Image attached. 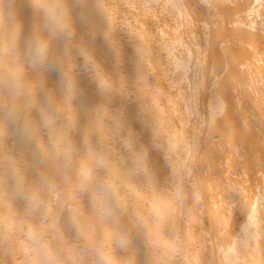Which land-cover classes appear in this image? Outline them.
<instances>
[{
    "label": "bare ground",
    "instance_id": "6f19581e",
    "mask_svg": "<svg viewBox=\"0 0 264 264\" xmlns=\"http://www.w3.org/2000/svg\"><path fill=\"white\" fill-rule=\"evenodd\" d=\"M103 3L110 22L98 29L109 38L90 47L107 91H99L88 74L79 79L85 104L100 120L97 135L114 138L116 158L125 166L133 154L145 158L143 167L131 170L128 185V211L150 226L138 230L135 264H171L180 243L175 240L182 236L192 247L190 264H214L202 251L204 240L210 241L206 232L227 240L218 247V264H264V0ZM25 4L20 0L27 17ZM129 97L136 100L131 104ZM152 138L166 143L157 144L164 162L170 163V153L176 159L177 167L168 168L169 193L145 157L152 154ZM158 161L153 160L155 169L161 171ZM192 209L204 210L208 231L192 226L196 212L186 218ZM186 245L183 251H189Z\"/></svg>",
    "mask_w": 264,
    "mask_h": 264
},
{
    "label": "clouds",
    "instance_id": "9594fccd",
    "mask_svg": "<svg viewBox=\"0 0 264 264\" xmlns=\"http://www.w3.org/2000/svg\"><path fill=\"white\" fill-rule=\"evenodd\" d=\"M24 6L27 17L20 0H0V264H135L138 230L150 226L128 211V185L145 158H116L79 79L107 91L90 45L108 40L98 25L109 10L103 0Z\"/></svg>",
    "mask_w": 264,
    "mask_h": 264
},
{
    "label": "rangeland",
    "instance_id": "374dc122",
    "mask_svg": "<svg viewBox=\"0 0 264 264\" xmlns=\"http://www.w3.org/2000/svg\"><path fill=\"white\" fill-rule=\"evenodd\" d=\"M148 73L151 74L152 72L149 71ZM88 75H89V74H88ZM129 95L132 96V95H133V92H132V93H129ZM132 97H133V96H132ZM132 97H129V98H131V99H129V101H128V102L131 103V104L133 103L132 101H134V99H135V98H132ZM135 100H136V99H135ZM207 123H208V122H207ZM207 123L205 122V125H204V126H206ZM137 128H138V127H137ZM137 128H136V130H137ZM140 129H141V130H140ZM140 129H139V131H144V129H142V128H140ZM139 131H137V132H139ZM144 132H145V131H144ZM144 132H141V133H144ZM137 137H138V140H139V139H140L139 136H137ZM135 138H136V137H135ZM136 139H137V138H136ZM152 139H154V143L157 142V143H155L156 146H154V145H155L154 143H151L149 147H150V150H151L152 154L150 153V154H148V155H146V154H144V155H146V156H145L146 159L148 158V166H149V169H152V170H153V174L155 175L156 180L158 179L157 182H158V184L160 183L159 185H160L161 189H165V191L169 193V189H171V187H172V186H171V181H172V180H171V181L168 180V178L171 177V174H170V172H169L170 169L168 170V168L171 166L170 163H173V164H174L173 166H175V168L177 167L176 164L174 163V161H175L176 159H174L175 156L172 158V153H170L172 150H170V151L168 150V152L171 154V156H169L170 159H171L172 161H173V160H174V161L172 162V161L170 160V163H169V164H168V162H166V161L164 162V161H163V157H162V152H160L161 149H160V150L158 149V146H160V145L162 144L161 141H160L159 139H156V140H159V141H155V138H152ZM143 142H146V140L143 141ZM158 142H160V145L157 146ZM141 143H142V142H141ZM141 143H140V144H141ZM164 143H165V142H163V144H164ZM138 144H139V142L137 143V145H138ZM144 144H145V143H144ZM163 144H162V146H163ZM165 144H166V143H165ZM165 144H164V145H165ZM177 145H179V144H177ZM177 145L175 144V147H176L175 150H176V151L179 149V147H177ZM160 147H161V146H160ZM164 147H166V146H163L162 148H164ZM177 148H178V149H177ZM175 150H174V152H175ZM166 151H167V150H166ZM174 152H173V154H175ZM156 159L159 160L158 162H159V167H160V168L157 167V169H161L162 173H160L161 171L155 169L156 165H154L153 160H155V162H156ZM146 162H147V160H146ZM176 163H177V161H176ZM157 165H158V164H157ZM173 166H172V168H173V170H174L175 168H174ZM167 170H168V172H167ZM168 174H170V175H168ZM182 176H184V175H182ZM188 177H189V176H188ZM186 178H187V177H186ZM189 178H191L192 181L194 180V179H192L193 177H189ZM182 179H183V178H182ZM191 180L189 179V181H188V179H187L188 183H190ZM182 181H183V180H182ZM188 183H186V185H187V187H188V186L190 187L191 184L188 185ZM138 201H139V200H138ZM200 202H201V200H200ZM201 203H202V202H201ZM191 205H192V204H189L188 206L191 207ZM196 205H198V204H196ZM192 206H195V204L193 203ZM196 207H197V208L199 207V209H200V204H199V206H195V208H196ZM197 208H196V210H197ZM146 209H147V208H146ZM65 210H67V209H64V211H65ZM196 210L193 211V209H192V212H191V210H186V211H188V212H191V214H192V213L194 214V212H196L194 215H195V217H197V220H196V219L193 220V221H196V222H195L194 225H192V226H196V227H198V225H200V227L205 228L206 230L209 229L208 221L206 220L207 218L205 217L206 215H205V213H203L204 210L202 209L203 212H202V211H196ZM200 210H201V209H200ZM65 212H66V211H65ZM65 212H64V213H65ZM193 214H192V216H191L190 213H189V216H188V213H187V215H186V212H185L184 216L186 215V218H187V219H188L189 217H190V219H191V217L194 218V217H193V216H194ZM149 217H150V215H149ZM191 220H192V219H191ZM191 220H189V221L191 222ZM189 221H188V222H189ZM193 221H192V223H193ZM188 222H187V223H188ZM189 224H190V223H189ZM194 228H195V227H193V229H191V230H194L193 232H197L198 230H197L196 228H195V229H194ZM195 230H196V231H195ZM207 231H208V230H207ZM206 233H208V232H206ZM206 233H205V234L203 233V235H206V237H207L210 241H208L206 238H202V237L200 236V238H202V239H206V241L204 240V242L207 243V245H204V247L201 245L203 248L206 247L205 249H202V251L205 250V252L203 251V252H204L203 254H204V256H205V254H209V255L211 256V258H212V259H210V256H209V259H210L214 264H218V262L220 263L219 258H220V260L222 259V258H221L222 255L220 254V252H219V250H218V247H219V245L224 246L225 244H227V242H226L227 240H226V239H222V240H221V238H218L219 235H218L217 237H215V236H212V234H211V236H210V235H208V234H206ZM182 237H183V236H182ZM182 237H180V238H182ZM180 238H178V240H179ZM200 238H198V239H200ZM178 240L176 239L175 241H176V242H180V243L182 244V241L184 240V237H183L182 240L180 239L181 241H178ZM185 241H186V240H184V242H183L182 245H186L187 241H186V243H185ZM198 241H199V240H198ZM176 242H175V243H176ZM180 243H179V244H178V243L176 244L177 247H178V245H179V248L175 249V251L178 250V251H177L178 253L175 252L174 249H173V250H170L171 252L174 251V255H175V256H174V259H175V260L172 259V258L169 259V260H171V264H172V261H173V260H174V262H175L176 260H177L178 262L182 260V261H181L182 263H183V260H184V261H185L184 264H190V261L193 262L192 260H190V259L192 258L191 255L193 254V252H192V250H191L192 247H189L190 244H187V245H186L187 248L189 247L190 249L188 248V249H185V250H189V251H183V250H184V249H182L183 246H182ZM198 243H199V242H198ZM198 243H197V244H198ZM204 244H205V243H204ZM188 245H189V246H188ZM199 245H200V244H199ZM199 245H198L197 248H198V251H199V250L201 251V249L199 248V247H201V246H199ZM142 246H143V245H142ZM160 246H161V248H162L163 245H160ZM164 246H165V245H164ZM164 246H163V247H164ZM180 246H181V248H180ZM225 246H226V245H225ZM145 247H146V246L144 245V248H145ZM165 247L167 248V246H165ZM142 248H143V247H142ZM144 248H143V249H144ZM161 248H160V249H161ZM166 248H164V249L162 248V250H167L168 248H167V249H166ZM184 248H185V246H184ZM160 249H158V250H160ZM179 249H180V251H182V252H180ZM170 251H169V252H166V251H165V253H170ZM200 251H199V252H200ZM202 251H201V252H202ZM159 252H160V251H159ZM161 252H162V251H161ZM179 252H180L181 254H183V255H184L185 252H187V253L183 256V255L179 254ZM188 253H190L191 255L188 254ZM127 254H128V253H126V255H127ZM170 254H171V253H170ZM172 254H173V252H172ZM172 254L170 255L171 257L173 256ZM177 254H178V256H177ZM203 254L200 253L201 256H203ZM126 255H125V256H126ZM168 255H169V254H168ZM168 255H167V256H168ZM179 255H180V256H179ZM121 256H124V255H121ZM125 256H124L123 258H127V257H125ZM170 256H169V257H170ZM182 256L184 257V259H183ZM175 257H176V258H175ZM185 257H186V258H185ZM206 258H207V255H206ZM188 259H189V260H188ZM204 259H205V258H204ZM205 260H206V259H205ZM211 261H210V263H211ZM174 262H173V263H174ZM178 262H177V263H178ZM187 262H188V263H187ZM169 263H170V261H169ZM205 263H206V262H205ZM205 263H203V264H205ZM175 264H176V263H175ZM207 264H209V263H207Z\"/></svg>",
    "mask_w": 264,
    "mask_h": 264
}]
</instances>
